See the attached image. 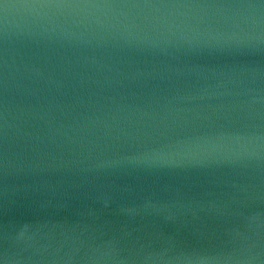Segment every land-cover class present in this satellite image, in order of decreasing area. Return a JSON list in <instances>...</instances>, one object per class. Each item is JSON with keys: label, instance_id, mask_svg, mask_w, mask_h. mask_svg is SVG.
Returning a JSON list of instances; mask_svg holds the SVG:
<instances>
[{"label": "water", "instance_id": "1", "mask_svg": "<svg viewBox=\"0 0 264 264\" xmlns=\"http://www.w3.org/2000/svg\"><path fill=\"white\" fill-rule=\"evenodd\" d=\"M0 264H264V0H0Z\"/></svg>", "mask_w": 264, "mask_h": 264}]
</instances>
